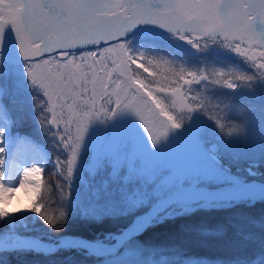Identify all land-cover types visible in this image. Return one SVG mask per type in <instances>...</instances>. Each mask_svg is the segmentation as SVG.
Segmentation results:
<instances>
[{
    "label": "snow or ice",
    "instance_id": "1",
    "mask_svg": "<svg viewBox=\"0 0 264 264\" xmlns=\"http://www.w3.org/2000/svg\"><path fill=\"white\" fill-rule=\"evenodd\" d=\"M143 24L166 29L194 48L206 38L221 40L264 71V0H0V36L11 27L28 78L45 97V110L50 114L45 123L56 128L63 125L58 139L71 148L69 176L90 118L131 110L155 144L169 128L179 127L174 111L190 113L205 108L203 101L189 95L188 88L207 77L171 68L156 73L144 63L146 60L152 65V59L129 53L123 38ZM73 50H79V54ZM133 65L143 68L151 79L141 78ZM214 82L235 87L228 79ZM113 97L117 107L109 109L106 105L113 102ZM4 151L0 147V154ZM39 172L36 166L25 168L21 185L30 173ZM38 187L37 201L43 192L41 183ZM0 191L11 190L0 187ZM42 209L43 205L35 201L28 210L53 223L54 218ZM10 214L14 213L0 207V218Z\"/></svg>",
    "mask_w": 264,
    "mask_h": 264
},
{
    "label": "rangeland",
    "instance_id": "2",
    "mask_svg": "<svg viewBox=\"0 0 264 264\" xmlns=\"http://www.w3.org/2000/svg\"><path fill=\"white\" fill-rule=\"evenodd\" d=\"M123 42L130 54L152 59V65H148L146 60L144 63L153 72L160 73L169 68L183 69L207 77L188 88L189 95L196 97L197 102L203 101L206 104L205 108L198 107L190 113L174 111L179 127L169 128L167 134L159 138L155 144L152 143L144 123L131 110L120 109L108 115L94 116L88 120L79 140L72 174L79 165L77 156L87 150L96 153L97 149L107 141L114 150L118 147H126L128 156H132L135 147L142 146L133 156L134 170L141 176V181L146 180L152 185L160 186L162 181H171L176 186L200 185V182H219L227 179L234 181L241 175H249L264 181V150L262 149L264 143L261 141L259 145V139H264V107L246 108L245 103L250 101L251 97L246 96L240 88L244 82H253L260 85L264 92V71L257 69L251 61L220 42L204 41L195 48L192 44L184 45L164 36L163 38H132ZM132 67L136 69L135 65ZM136 71L140 73L141 78L151 79L143 68ZM2 72H6L11 87L10 96L7 97L9 101L16 100L19 94H23L21 101L28 99L32 105L33 97L39 96L37 110L32 115L38 118L40 127L47 136L45 143L20 130L19 119L12 110H8L6 96L0 85V112L3 116L0 122L3 130V134L0 135V147L5 149L4 153L0 154V160L3 161L0 163V177H2L0 187L4 188L3 185L6 184L7 169L10 166H17L13 155L18 141H26L37 152V160L21 165V173L25 168L30 169L33 166L40 169L37 174H29L28 177L32 179L27 178V184L30 185L28 196L19 199L14 208L9 210L8 206L12 203L5 204L7 193L0 191L2 193L0 207H7L10 213H14L0 218V225L13 230L31 231V224L36 222L39 214L28 209L35 201L42 205L44 203L43 192L37 201L38 185L41 183L42 188L44 187V177L48 167L57 175L63 170L67 173V160L71 150H68L67 154L65 149H59L56 140L49 133L53 128L45 123L46 116L50 115L45 110V97L38 86L29 80L25 61L6 60L0 53V77ZM168 77L173 78L171 72L168 73ZM217 78L228 79L235 87L228 88L223 84H217L214 82ZM24 95L27 97L22 100ZM158 95L164 98V94ZM254 95H258V92ZM114 101L115 97L106 107L115 109L117 106ZM18 103L17 100L14 102L15 105ZM99 103L102 101L98 102L97 107ZM73 134H75L74 127ZM261 150L263 153L258 158L251 156L257 151L260 153ZM33 181H36L35 185ZM10 186L13 187V183ZM137 249L135 244L128 243L123 250L113 253V257L104 260L101 264H131L132 260H137L135 257L139 258L141 254ZM150 256L149 253L148 264L151 261ZM199 261L201 262L200 259L197 261L186 259L184 264H198ZM206 263L205 261L204 264Z\"/></svg>",
    "mask_w": 264,
    "mask_h": 264
},
{
    "label": "bare ground",
    "instance_id": "3",
    "mask_svg": "<svg viewBox=\"0 0 264 264\" xmlns=\"http://www.w3.org/2000/svg\"><path fill=\"white\" fill-rule=\"evenodd\" d=\"M6 42H10L18 47L15 35L10 26L5 30L4 34L0 36V44L3 46ZM247 86L248 85H242L240 88L246 93ZM2 118V112H0V122ZM0 130H2L1 125ZM261 141L264 143V139H259V145H261ZM262 147L264 150V144H262ZM15 152L13 159L16 161L17 166H10L7 169L6 176H8V178H6V184L3 185L4 188L11 190L10 195L9 192L7 196L5 195L7 197L6 203H12L8 206L9 210L14 208L15 204H18L19 199L28 196L30 185L27 184V181L24 185L20 183L23 175V173H21V165L25 163L29 164L37 160L36 150L26 141L17 143ZM134 168V163L124 162L118 154L106 148L100 154L87 150L83 155L81 176L84 178V181L78 185V187L84 185L87 191H85V189L80 191L79 203L82 207L91 206V208H87L88 213L86 214L88 216L97 215L96 213L98 210H95L97 207H102L101 209L113 208L115 210L114 212L118 214L117 216L122 218L128 217L127 212L132 210L133 214H137V216L121 235L112 234L104 238L90 240L67 235L54 238L50 235V231L46 227H42L43 230L38 232V227L31 224L30 230L32 232L29 233L33 236H22L11 233L19 235V237H15L12 241L7 237L0 238V248H16L21 247L18 245H23L31 246L36 249L53 251L60 247H81L92 252L110 253L116 249V246L123 238L130 233L134 234L140 231L156 217L167 212L169 208H179V212H181L182 215L191 211V207L199 202H203L202 207H230L239 203L240 200L248 202L250 199L254 200L264 197V186L258 183L247 185L240 182L211 190H207L204 186H200L199 188L185 187L160 197L154 201L147 210L143 211L145 209V201L152 195V186L151 183L147 181H141L140 175L136 174ZM98 172H101L104 176H109V178L106 179L98 175ZM28 179L31 180L32 178L28 177ZM12 183L13 187L10 186ZM100 185L102 187H100ZM90 192L92 196H89ZM47 200L57 209L61 211L65 209L62 203L54 197L49 196ZM99 200L102 201V205L97 203ZM57 227L59 231L62 232L67 229L68 225L65 223H58Z\"/></svg>",
    "mask_w": 264,
    "mask_h": 264
},
{
    "label": "trees",
    "instance_id": "4",
    "mask_svg": "<svg viewBox=\"0 0 264 264\" xmlns=\"http://www.w3.org/2000/svg\"><path fill=\"white\" fill-rule=\"evenodd\" d=\"M254 92L256 89L253 86H247L246 96L251 97L254 105L248 101L245 103L246 108L256 107L255 102L258 101ZM27 118H24V122ZM29 123L28 120L27 125ZM27 128L32 131L33 126L30 124ZM98 175L109 178L101 172ZM51 183L50 179L49 186ZM101 202L99 200L97 203ZM81 208V213H74L67 220L57 218L55 221L68 225L65 231L96 236L124 220L117 216L113 208L98 207L95 209L98 210L97 215L90 216L86 214L89 207ZM45 210L47 214H51L49 216L56 217L58 209L49 202L45 205ZM127 215L130 218L133 211H128ZM139 240L142 249L153 251L160 259L204 258L205 261L225 263H232L237 259L249 260L255 257L254 254L264 255V199L251 204L236 203L230 207L197 208L152 225L139 236Z\"/></svg>",
    "mask_w": 264,
    "mask_h": 264
},
{
    "label": "clouds",
    "instance_id": "5",
    "mask_svg": "<svg viewBox=\"0 0 264 264\" xmlns=\"http://www.w3.org/2000/svg\"><path fill=\"white\" fill-rule=\"evenodd\" d=\"M34 185L36 184V181H33L32 182ZM11 193L9 192V195H10ZM0 195H2V193H0ZM38 214V213H37Z\"/></svg>",
    "mask_w": 264,
    "mask_h": 264
}]
</instances>
